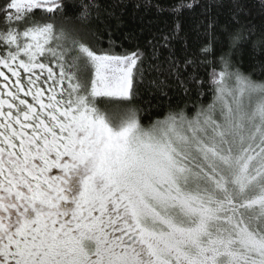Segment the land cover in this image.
<instances>
[{
	"label": "snow or ice",
	"instance_id": "6c2138e0",
	"mask_svg": "<svg viewBox=\"0 0 264 264\" xmlns=\"http://www.w3.org/2000/svg\"><path fill=\"white\" fill-rule=\"evenodd\" d=\"M83 8L77 19H100L94 0ZM62 9L0 3V264H264V81L230 59L254 26L229 35L207 82L193 77L191 113L170 106L145 123L130 105L165 66L95 31L86 44Z\"/></svg>",
	"mask_w": 264,
	"mask_h": 264
},
{
	"label": "trees",
	"instance_id": "16d2710c",
	"mask_svg": "<svg viewBox=\"0 0 264 264\" xmlns=\"http://www.w3.org/2000/svg\"><path fill=\"white\" fill-rule=\"evenodd\" d=\"M91 0H63V11L68 17L69 26L82 29L85 43L96 46L95 31L102 43L109 38L115 42L117 49L137 48L152 64L165 66L162 74L155 71L146 74L144 83L138 85V95L130 107L140 110V118L147 123L149 119L162 118L169 107L188 106L191 113L193 106L201 99L193 77L209 80L208 73L215 67L220 69V56L229 51V35L243 28H255L256 34L232 50L230 57L233 68H239L244 74H251L257 81H264V0H94L100 6V19H91L85 24L78 15L84 5ZM3 3V0H0ZM192 4V8H187ZM139 5V7H137ZM157 7L162 9L158 11ZM237 7L240 9L237 12ZM180 9L179 13L172 11ZM111 13V15H110ZM95 16V10H93ZM235 14V18H234ZM213 27L209 32L208 24ZM179 26V27H177ZM165 37H169L165 41ZM212 38L211 51L202 54ZM260 39L258 50H253V42ZM167 43L168 47L164 45ZM171 56L179 65V78L167 71V59ZM185 61H193L185 68ZM201 61H205L202 63ZM207 61H212L210 65ZM9 76L11 74L4 69ZM163 79L162 87H152L150 80ZM2 81V78H0ZM181 81L184 86L181 87ZM210 85L205 83L200 90L205 92L204 102L211 100ZM187 89V92L185 91ZM163 91L164 95L161 94ZM150 108V112L144 109ZM53 175L58 174L53 170Z\"/></svg>",
	"mask_w": 264,
	"mask_h": 264
},
{
	"label": "rangeland",
	"instance_id": "374dc122",
	"mask_svg": "<svg viewBox=\"0 0 264 264\" xmlns=\"http://www.w3.org/2000/svg\"><path fill=\"white\" fill-rule=\"evenodd\" d=\"M84 174L85 173H84L83 169H79L77 171V173L75 175H73L72 178L70 179V181L68 183V191L66 193L69 196V199L78 195V193L80 191V180L82 179ZM62 207H65V206L62 205ZM66 207H71V205L69 204Z\"/></svg>",
	"mask_w": 264,
	"mask_h": 264
}]
</instances>
